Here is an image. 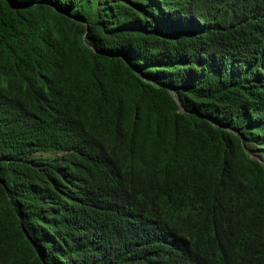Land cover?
I'll return each instance as SVG.
<instances>
[{
  "label": "trees",
  "instance_id": "trees-1",
  "mask_svg": "<svg viewBox=\"0 0 264 264\" xmlns=\"http://www.w3.org/2000/svg\"><path fill=\"white\" fill-rule=\"evenodd\" d=\"M0 264H264V0H0Z\"/></svg>",
  "mask_w": 264,
  "mask_h": 264
}]
</instances>
